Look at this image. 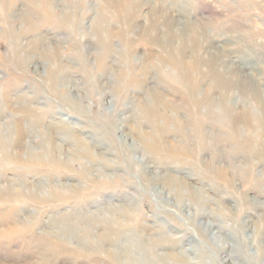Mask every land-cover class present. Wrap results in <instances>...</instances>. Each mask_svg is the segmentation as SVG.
<instances>
[{
  "label": "rangeland",
  "instance_id": "1",
  "mask_svg": "<svg viewBox=\"0 0 264 264\" xmlns=\"http://www.w3.org/2000/svg\"><path fill=\"white\" fill-rule=\"evenodd\" d=\"M193 80L230 115L144 141L157 96L205 112ZM255 96L264 0H0V264H264V129L233 124Z\"/></svg>",
  "mask_w": 264,
  "mask_h": 264
},
{
  "label": "bare ground",
  "instance_id": "2",
  "mask_svg": "<svg viewBox=\"0 0 264 264\" xmlns=\"http://www.w3.org/2000/svg\"><path fill=\"white\" fill-rule=\"evenodd\" d=\"M7 1V0H6ZM11 1V0H10ZM154 3V2H153ZM13 4V3H12ZM7 7H8V11H9V8H10V4L9 5H6ZM5 6V7H6ZM159 18V17H158ZM162 19V18H161ZM138 29V28H137ZM107 32V31H106ZM107 34H108V32H107ZM170 36H171V34H170ZM113 36L111 35V34H109L108 36H107V39H108V41H109V39L110 38H112ZM107 41V40H106ZM202 64H203V66L205 65V66H208V64L211 66V64H212V68L210 69V70H208L207 72L209 73L210 72V75H208V73H206L205 74V77L202 79V81L200 82V84L202 85V83L204 82V80H205V78H206V80H208V78H210L209 79V81H211V84H212V86H214V87H225L224 85H226V84H228L229 83V80L228 79H224V78H222L223 77V75H222V73H220L221 71H218L217 69H216V65L217 64H213L212 62L210 63L209 61H202ZM209 66V67H210ZM197 67V62H195V68ZM230 69V68H229ZM53 76V75H52ZM55 76V75H54ZM189 76V74H187L186 75V77L187 78H189L188 77ZM213 80V81H212ZM55 81V78H52V82H54ZM199 84V86H198V84L196 83V82H194V80H193V82L191 83V88H189L188 89V96H190L189 98H187L186 99V101H193L194 100V105H196L197 107L200 105V107L202 106L203 108H205V112H203V113H200V116H196L195 115V113L193 112V111H190L191 113H190V119H189V121L188 122H184V121H182L180 118H179V116L177 115L176 117H173V118H170L169 117V115H167V113H165L164 114V116H160L161 114H160V111L161 110H164L165 108H174L175 106H173L171 103H165L164 101H163V99L161 100V98H160V96H157V97H155V104L152 106V108L151 107H149L148 105H145V104H142V105H140L141 107H140V111H141V116H140V118H141V123H143L144 121H147L148 123H150L151 125H152V127H153V131H152V134L151 135H146V137H144V141H146L145 139H152V137H155L154 139H155V143L156 144H158V143H160V138L161 137H164L165 138V136L166 135H168V134H171V133H175L176 135L177 134H179V135H181L182 136V138H184V139H189V136H190V134L192 133L191 132V130L192 131H194L193 132V135H194V133H195V136H198L199 138H204L203 137V128H204V126H205V124L207 123V122H213L214 121V119H218V117L219 118H221L222 119V117L224 118V117H226V116H229L230 115V111H232V110H230L227 106V102H225V103H223V105H222V108H223V112H222V114H216L215 113V111H214V109H213V107H214V104H213V102H212V100L209 98V95H202L201 97H200V94L201 93H199V95L197 94V90L196 89H198V87H200L201 85ZM230 84V83H229ZM173 88V87H172ZM174 89V88H173ZM201 89V91H202V87L200 88ZM204 89V88H203ZM208 89V88H207ZM199 90V89H198ZM196 92V93H195ZM208 92V91H207ZM205 93V92H204ZM257 95V94H256ZM187 97V96H186ZM225 98V97H224ZM255 99H256V102L264 109V102H263V100H262V98H260L259 96H255L254 97ZM227 99V98H226ZM227 101H229L230 102V100L228 99ZM220 102H221V100H220ZM232 102V101H231ZM233 103V102H232ZM220 104V103H219ZM253 104H254V102H253ZM182 105V104H181ZM217 105V104H216ZM231 105V104H230ZM230 105H229V107H230ZM178 106H179V104H178ZM187 106V105H186ZM235 106V105H234ZM234 106H233V108H234ZM180 107V106H179ZM183 107V106H182ZM236 107V106H235ZM160 108V109H159ZM179 109H181V108H179ZM177 107H176V111H178L179 110ZM194 109V108H193ZM236 109H238V108H236ZM195 110V109H194ZM203 110V109H202ZM261 110V109H260ZM217 112H219L218 110H217ZM249 112V111H248ZM201 114H202V117H201ZM176 115V114H175ZM232 115V114H231ZM240 115V114H239ZM182 116V115H181ZM184 117V116H183ZM256 117H257V115L255 114H252V113H246L245 114V116H243V117H240V116H238V117H233V120H234V122H233V124H237L238 125V123H240V122H243V123H245L246 125H247V127L248 128H251L252 126H253V124H258V125H261V127H262V129H264V119H260V118H258V119H256ZM261 117V116H260ZM188 118V117H187ZM186 118V119H187ZM229 119H231V118H229ZM226 120H228V119H226ZM231 121V120H230ZM224 123V122H223ZM244 124V125H245ZM189 125H191V127H192V129H191V127H190V133L187 131L188 130V128H187V126H189ZM227 125V124H226ZM213 126V125H212ZM210 127V126H209ZM208 127V128H209ZM214 127V126H213ZM237 128H238V126H236ZM243 127V126H242ZM215 128V127H214ZM219 128V127H218ZM234 129V128H233ZM239 129V128H238ZM238 129H236V131L238 130ZM245 129L247 130V128L245 127ZM242 131V130H241ZM245 131V130H244ZM251 131V130H250ZM232 135H234V134H232ZM235 135H238L236 132H235ZM247 135V134H246ZM246 135H245V137H246ZM244 136V135H243ZM260 136V135H259ZM264 136V132H263V130H262V136L261 137H263ZM178 137V136H177ZM192 137V136H191ZM234 137H236V136H234ZM248 137V136H247ZM195 138V137H194ZM197 138V137H196ZM264 138V137H263ZM192 139V138H191ZM253 139V138H252ZM231 140V139H230ZM241 140V139H240ZM239 140V141H240ZM243 140V139H242ZM260 140V139H259ZM259 140H257V141H259ZM174 141V140H173ZM191 141V140H190ZM195 141H196V139H195ZM255 141V140H254ZM256 141V142H257ZM176 142H178V141H176ZM184 142H187V141H184ZM183 142V143H184ZM182 143V144H183ZM257 143H259V142H257ZM190 144V143H189ZM192 144V143H191ZM194 144V143H193ZM192 144V145H193ZM210 144V143H209ZM146 146H147V148L149 147V148H152V147H154V146H151V144L149 145L148 143L147 144H145ZM180 145V144H179ZM235 145H236V143H235ZM237 145H239L238 146V148H240V146H241V143H239V142H237ZM199 146V145H198ZM164 147L165 146H163V149L162 150H165L164 149ZM201 147V146H200ZM51 148H52V146H51ZM172 148V147H171ZM195 148V147H194ZM254 147H252V149H253ZM261 148V147H260ZM84 149V148H83ZM173 149V148H172ZM196 149V148H195ZM248 149V148H247ZM85 150V149H84ZM167 150V149H166ZM166 150H165V152H166ZM171 149H169V151H170ZM250 150V149H249ZM256 150H258V149H256ZM193 151V150H192ZM203 151V150H202ZM168 152V151H167ZM173 154H175V153H173ZM190 151H189V147L188 146H184L182 149H180V150H178V151H176V156L178 157V158H180V159H182V160H184V159H186V157L187 156H190ZM34 156V155H33ZM175 156V155H174ZM32 157V156H31ZM191 157V156H190ZM230 158V157H229ZM189 159V158H188ZM207 165V164H206ZM214 167V166H213ZM205 168V167H204ZM218 170H219V168H218ZM210 171V170H209ZM208 171V172H209ZM220 172V171H219ZM222 173V172H221ZM223 174H224V172H223ZM221 175V174H220ZM173 176H175V175H173ZM224 178H225V176H224ZM35 183V182H34ZM41 185H42V183H41ZM27 186V185H26ZM33 187V186H32ZM46 188V187H45ZM186 189V188H185ZM185 191V190H184ZM43 257H47V255H42Z\"/></svg>",
  "mask_w": 264,
  "mask_h": 264
}]
</instances>
